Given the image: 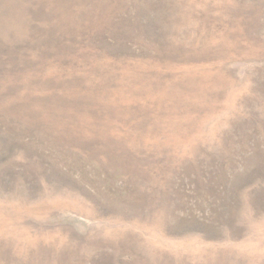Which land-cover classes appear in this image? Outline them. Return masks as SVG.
<instances>
[{
	"label": "rangeland",
	"instance_id": "obj_1",
	"mask_svg": "<svg viewBox=\"0 0 264 264\" xmlns=\"http://www.w3.org/2000/svg\"><path fill=\"white\" fill-rule=\"evenodd\" d=\"M0 264H264V0H0Z\"/></svg>",
	"mask_w": 264,
	"mask_h": 264
}]
</instances>
